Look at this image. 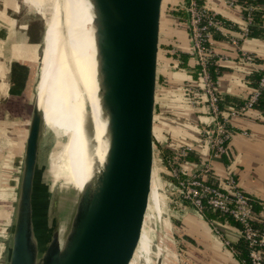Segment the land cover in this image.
<instances>
[{
    "label": "water",
    "instance_id": "1",
    "mask_svg": "<svg viewBox=\"0 0 264 264\" xmlns=\"http://www.w3.org/2000/svg\"><path fill=\"white\" fill-rule=\"evenodd\" d=\"M89 1L109 141L100 175L104 195L85 183L65 233L57 225L51 233H34L32 195L44 128L35 102L7 264H129L148 213L159 147L156 98L163 0ZM159 253L155 264L163 263Z\"/></svg>",
    "mask_w": 264,
    "mask_h": 264
},
{
    "label": "crops",
    "instance_id": "2",
    "mask_svg": "<svg viewBox=\"0 0 264 264\" xmlns=\"http://www.w3.org/2000/svg\"><path fill=\"white\" fill-rule=\"evenodd\" d=\"M180 1H162L156 98L160 124L157 132L159 146L173 153L182 145L192 144L193 158L186 157L182 160L183 170L193 173L208 166L210 170L203 178L214 185H221L226 170H229L240 187L255 202V220L262 222L264 112L253 108L245 115L232 119L235 129L247 131V135L236 133L223 156L214 158L210 154L200 140L201 131L209 121L207 108L203 104L190 106L184 90L185 83L196 81L198 76L194 60L188 52V33L182 32L181 25L186 26V14L184 10L179 9ZM201 2L206 3L226 22L233 36L239 35L241 5L228 7L224 0ZM245 2L253 4L255 11L260 12V23L264 26V0H240L239 3L244 5ZM14 6L0 8V122L11 121L18 127L23 126L26 121L29 122L31 116L29 106L31 105L32 111L40 56L37 44L31 41L27 30L22 29L23 25L13 16V13L17 12L16 8L13 9ZM179 12L185 16L182 17ZM254 25H259V22L255 21ZM213 44L218 58L216 63L219 66L214 77L217 80L216 91L220 97L229 96L243 102L254 87L251 75L257 70L253 64L243 60L242 52L254 55L256 64L264 68V38L248 36L241 39L239 47H236L227 36L215 32ZM13 159L21 166L22 155L17 153ZM155 185H158L156 180ZM153 187L155 189V186L151 185V190ZM15 196L0 201V225H7V221L15 212ZM158 206L161 210L160 203ZM183 223L185 230L180 239L182 246L177 248L180 252L190 254L191 262L188 264H241L230 251L231 245L240 239L239 226L233 220L225 219L216 213L204 214L201 218L189 212ZM225 241L229 242L228 246L224 245ZM165 262L170 264L171 260L166 259ZM172 263L176 264L175 260Z\"/></svg>",
    "mask_w": 264,
    "mask_h": 264
},
{
    "label": "bare ground",
    "instance_id": "3",
    "mask_svg": "<svg viewBox=\"0 0 264 264\" xmlns=\"http://www.w3.org/2000/svg\"><path fill=\"white\" fill-rule=\"evenodd\" d=\"M23 1L45 15L44 0ZM44 22L36 104L41 125L65 138L49 172L54 182H62L64 198L75 211L85 183L104 195L100 175L109 142L100 102L92 5L89 0H55ZM158 199L152 208L160 213Z\"/></svg>",
    "mask_w": 264,
    "mask_h": 264
},
{
    "label": "rangeland",
    "instance_id": "4",
    "mask_svg": "<svg viewBox=\"0 0 264 264\" xmlns=\"http://www.w3.org/2000/svg\"><path fill=\"white\" fill-rule=\"evenodd\" d=\"M58 1L60 2L61 0ZM54 2L55 0L43 1L45 11L43 14L45 15H42L36 13L23 0H0L1 9L5 6L12 7L15 5L13 9L16 8L17 12L15 11L16 13L14 12L13 16L17 18L19 24L23 25L24 28L22 29L27 30L26 32L31 41L38 46L40 67L32 104L36 102V90L40 81L44 21L50 16ZM181 16L184 17V13ZM181 26L183 27L182 32L188 33L186 26L184 24ZM69 67H71V64H69ZM30 106L29 114L31 112ZM159 126L157 119V132H159ZM27 129L28 121L23 126L18 127L12 124L11 121L9 123L0 122V201L16 195V203L22 162L20 166L17 160L13 158L15 154L19 153L23 159ZM42 132L32 195L34 233L37 235L38 233H51L55 225L59 227L60 233H65L74 212V205L67 204L64 198L65 191L64 187H62V182H54L49 172L51 161L56 158L65 138L56 137L46 127L43 128ZM167 154L166 149L161 146L155 152V175L153 174L151 182L155 189L153 187L150 192L148 213L146 212L145 214L141 235L129 264H155L156 252H161L162 262L165 264L166 259L171 260L170 264H173V260H175L176 264H188L191 262L190 254L184 251L180 252L177 247L182 246V244L180 245L182 243L180 239L184 233L183 230H185L183 222L187 213L193 212L196 216L197 214L194 208L187 201L181 199L176 192L174 187L175 179L168 174L165 167L167 166L165 161ZM155 180L159 186L155 185ZM159 197L158 204H161L162 209L160 213H157V209L154 210L152 206L155 198ZM14 214L15 212L12 217L9 216L10 219L7 221V225H0V264H7L8 262Z\"/></svg>",
    "mask_w": 264,
    "mask_h": 264
},
{
    "label": "built area",
    "instance_id": "5",
    "mask_svg": "<svg viewBox=\"0 0 264 264\" xmlns=\"http://www.w3.org/2000/svg\"><path fill=\"white\" fill-rule=\"evenodd\" d=\"M224 2L228 7L241 5V29L238 36H233L226 22L201 0H181L178 4L179 9L184 10L186 14L184 23L190 44L188 52L198 68L196 81L185 83L184 90L190 106L197 107L203 104L207 108L209 121L201 131L200 140L214 158L226 154L230 140L236 133L247 135V131H237L231 121L253 109L264 89V68L256 64L254 55L242 52L243 60L253 64L254 69L262 71V74L241 105H226L223 108L220 106L221 98L216 91L217 80L209 70V65L217 64L218 59L213 34L220 32L227 36L233 45L239 47L241 39L248 37L249 29L255 23L253 4L245 2L242 5L239 3L240 0ZM193 151L192 144L182 145L173 151L171 158L166 162V171L175 179L174 187L179 197L189 202L201 218L208 208L219 216L238 223L240 237L247 242L249 248L250 264H264V221L261 228L253 224L256 220L252 199L229 170H226L221 185H214L203 178L210 170L208 166L204 165L199 172L186 173L180 161ZM224 245L228 246L229 242L225 241ZM230 250L234 253L232 247Z\"/></svg>",
    "mask_w": 264,
    "mask_h": 264
},
{
    "label": "trees",
    "instance_id": "6",
    "mask_svg": "<svg viewBox=\"0 0 264 264\" xmlns=\"http://www.w3.org/2000/svg\"><path fill=\"white\" fill-rule=\"evenodd\" d=\"M179 14L182 15L181 12H179ZM253 19L256 22H259V25H252L249 29L247 36H255V37L264 38V26H262L260 23L261 19H260V12L259 11H254ZM184 56L185 55H181V57H184ZM194 67L196 69V75L198 76V68H197V66H194ZM209 70H210V72L214 78V77H216V73L219 70V66L217 64H210ZM261 74H262V71H257L251 75V79L253 81L254 86H256L257 81L260 78ZM220 98H221V101H220L221 108H223L226 105L238 106V105H241L243 103L242 101H240L236 98L229 97V96H224V97H220ZM254 108H257L261 112H264V89L261 92V95L259 96L257 102L255 103ZM171 155H172V153L169 151L167 154L166 160H165L166 162H167L168 158H171ZM186 157L187 158H193V153L190 152ZM182 160L180 161L181 163H182ZM256 209H257V207L255 205V202L253 201V210L256 211ZM209 213H214V212H212L210 209L206 208L204 214L208 215ZM236 224H238V223H236ZM253 224L259 228H261L263 226L262 222L253 221ZM231 246H232V249L234 251L235 257L239 262L250 264L249 257H248V249L249 248H248L247 242L242 237H240V239L235 244L233 243V245H231Z\"/></svg>",
    "mask_w": 264,
    "mask_h": 264
}]
</instances>
